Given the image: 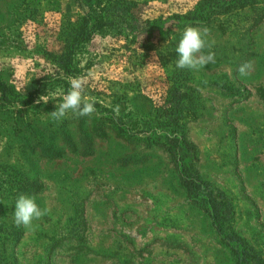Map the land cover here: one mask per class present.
Here are the masks:
<instances>
[{
    "label": "rangeland",
    "instance_id": "1",
    "mask_svg": "<svg viewBox=\"0 0 264 264\" xmlns=\"http://www.w3.org/2000/svg\"><path fill=\"white\" fill-rule=\"evenodd\" d=\"M197 1L0 0V264H264V0L170 20ZM115 5L137 17L133 31L92 19ZM189 26L210 30L215 65L176 68ZM72 78L96 112L53 121ZM168 133L230 201L237 241L186 194ZM20 195L51 210L34 229L14 222Z\"/></svg>",
    "mask_w": 264,
    "mask_h": 264
},
{
    "label": "trees",
    "instance_id": "2",
    "mask_svg": "<svg viewBox=\"0 0 264 264\" xmlns=\"http://www.w3.org/2000/svg\"><path fill=\"white\" fill-rule=\"evenodd\" d=\"M88 8L94 6L91 2L92 0H80ZM256 3V0H198L195 2V5L190 8L188 14H173L170 20H188V19H197L205 20L210 17L211 13L214 12H225L234 7H243L249 6ZM105 13L97 12L92 16L93 20H102L108 21V24H111L113 20H120L125 25H127L130 31H133L136 27L135 21L137 17L133 12H130L129 7L125 5L121 6H112L106 8ZM115 12V13H114ZM110 13V14H109ZM88 17L85 18L87 20ZM146 20V19H145ZM97 22L94 21L93 27ZM99 25V24H98ZM84 26V25H83ZM82 26V27H83ZM82 29L79 30L75 35L76 37L81 35ZM10 91L8 85L0 81V100L8 101L10 98ZM178 98L175 97L174 93L172 99ZM170 141V142H168ZM168 151L173 158L174 162L178 164L180 173L182 175V184L184 186L185 192L189 197L196 198L198 196L199 201L206 206V211L209 214V217L216 227L220 235H224L223 238L226 241H237L235 235L230 234L226 231V223L229 221L232 215V205L230 201L220 197L215 196L212 193V190L207 186H204L197 178L196 174L191 169V155L192 147L186 141H181L178 143V138L173 135L168 139ZM184 156L188 157L186 165L183 164L182 158ZM242 256L247 257L250 255L245 249L241 250Z\"/></svg>",
    "mask_w": 264,
    "mask_h": 264
},
{
    "label": "clouds",
    "instance_id": "3",
    "mask_svg": "<svg viewBox=\"0 0 264 264\" xmlns=\"http://www.w3.org/2000/svg\"><path fill=\"white\" fill-rule=\"evenodd\" d=\"M210 30L207 27H186L176 46L175 51L178 53L176 59V68L189 69L198 71L205 68V65L216 64V56L212 51H205L213 47L214 41L209 39ZM241 76L251 75L252 64L246 62L238 68ZM70 88L62 97V101L56 104L54 111L50 112L53 121H62L70 113L77 117H91L95 112V103L85 98L84 88L85 82L80 78H72L69 80ZM47 100L41 96L36 103ZM115 114L119 115V108L114 109ZM158 135H163L161 130L157 129ZM171 137L172 134L168 133ZM50 208L41 207L34 196L20 195L15 202L14 222L19 226L34 229V221L42 219L50 213Z\"/></svg>",
    "mask_w": 264,
    "mask_h": 264
}]
</instances>
